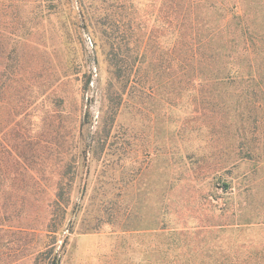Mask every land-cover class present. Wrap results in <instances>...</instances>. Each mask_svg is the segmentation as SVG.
Returning a JSON list of instances; mask_svg holds the SVG:
<instances>
[{
    "label": "rangeland",
    "instance_id": "1",
    "mask_svg": "<svg viewBox=\"0 0 264 264\" xmlns=\"http://www.w3.org/2000/svg\"><path fill=\"white\" fill-rule=\"evenodd\" d=\"M219 1L212 25L244 28L254 47L224 50L178 96L161 48L130 44L123 52L146 62L109 86L106 38L76 0L51 12L46 0H0V144L45 185L0 224V264H264V0ZM5 26L16 36L3 55ZM5 179L11 198L29 191L28 175ZM58 182L69 205L46 246ZM19 225L42 234L20 241Z\"/></svg>",
    "mask_w": 264,
    "mask_h": 264
},
{
    "label": "trees",
    "instance_id": "2",
    "mask_svg": "<svg viewBox=\"0 0 264 264\" xmlns=\"http://www.w3.org/2000/svg\"><path fill=\"white\" fill-rule=\"evenodd\" d=\"M46 1L49 4L42 6L48 12L58 9V4L55 2L60 0ZM141 3L142 5L137 4L136 6L132 0H76L77 14L83 20L84 25L86 27L91 25L95 32L103 34L106 38L105 44L108 46L109 72L111 73L109 86L113 87L119 77L130 80L132 70L141 69L144 66L146 61L130 57L123 52L129 49L130 44H133V51L139 54L153 48L156 51L159 48L164 51L163 54L162 50H159L164 57L168 56L169 63L176 71L173 80L176 83V95L178 96L182 84H189V87L196 92V86L200 81L207 79V77H202L203 70L211 73L212 70L206 68L224 50H231L242 44V51L249 54L254 47L255 40L247 34L244 35V28H238V34L228 33L226 35L224 26L212 25L207 15L209 11L221 8L217 7L221 4L219 0H144ZM231 12L230 14L234 16ZM5 28L6 26L1 31V37L6 42L2 49L3 55H5L6 45L16 36L14 31H4ZM161 38L168 39L169 44L166 50L165 44L160 41ZM93 41L96 45L97 41L95 39ZM163 56L160 58L161 63L167 61V58ZM223 70L227 69H220L222 72ZM231 70L233 71L230 72L228 69V73L221 76L220 80L231 79V74L237 73L235 69ZM213 72L216 73L214 77L218 80L217 71ZM118 98L121 99L123 96L119 95ZM13 150L9 143L0 144V224L7 222L13 214L18 216L17 212L22 208L26 194L30 196L31 191L41 194L42 187H45L37 178L36 169L27 165L24 160H18L21 155ZM5 174L20 178L28 175L31 180L26 185L29 191L23 187L15 188L16 192H20L19 190L23 192V195L17 197L20 200L13 199L8 194L11 182H5L6 179L2 180ZM55 188L54 198L47 203L49 211L45 235L50 237V240L46 246L55 242L54 231L56 232L57 228L62 225L69 205V197L65 195L62 184L58 182ZM33 199L38 201L36 197ZM102 218V216L96 218V225H89V229L98 230L99 222L103 221ZM106 218L105 222L111 220L109 215ZM6 230L12 229L6 228ZM15 230L20 234L18 239L20 241L30 242L37 237V234L38 236L42 234L41 232L36 233L33 227L21 229L20 225ZM51 259V264H56L57 257L54 255Z\"/></svg>",
    "mask_w": 264,
    "mask_h": 264
}]
</instances>
